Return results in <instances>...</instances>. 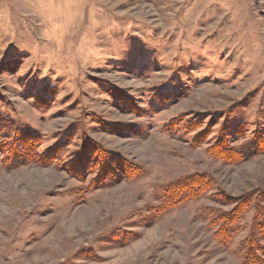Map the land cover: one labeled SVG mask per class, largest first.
Listing matches in <instances>:
<instances>
[{
  "label": "rangeland",
  "instance_id": "374dc122",
  "mask_svg": "<svg viewBox=\"0 0 264 264\" xmlns=\"http://www.w3.org/2000/svg\"><path fill=\"white\" fill-rule=\"evenodd\" d=\"M26 132L57 158L13 157ZM87 139L141 173L93 189L61 168ZM263 145L264 0H0V264H241L253 203L228 245L208 196L145 215L194 172L264 190Z\"/></svg>",
  "mask_w": 264,
  "mask_h": 264
},
{
  "label": "trees",
  "instance_id": "16d2710c",
  "mask_svg": "<svg viewBox=\"0 0 264 264\" xmlns=\"http://www.w3.org/2000/svg\"><path fill=\"white\" fill-rule=\"evenodd\" d=\"M14 144L16 150H13V147L10 148L11 155L23 162H42L48 165L49 160L57 158L52 146L45 150L47 153L43 150H38L39 136L32 135L29 132H26L25 135L20 134L17 136ZM230 150L226 145H223L215 150L214 156L219 155L225 160L236 161L238 154L241 152L236 151V156ZM241 156L242 154H240ZM76 161L79 162L77 166H75ZM89 167L97 172L92 179L93 189L103 186L112 180L130 178L141 173L137 165L128 161L119 153L107 150L87 139L81 143V147L76 152V157L64 162L61 168L79 177L84 175L89 170ZM213 185L212 177L203 172L190 173L169 181L164 184L159 193L160 204L154 206L152 212L145 215L144 224L152 223L165 211L185 201L208 196L214 201L231 205L227 210L205 208L200 212L207 228L212 230L214 238L221 244L228 245L237 230L238 223H240L253 203L255 213L252 217L248 235L241 246L243 250L241 264H264V244L262 241L264 239V190L232 196L224 190L213 192Z\"/></svg>",
  "mask_w": 264,
  "mask_h": 264
}]
</instances>
